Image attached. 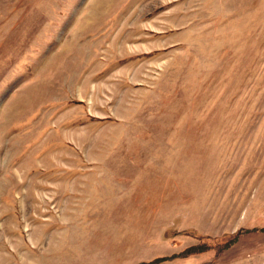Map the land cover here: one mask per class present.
I'll return each mask as SVG.
<instances>
[{"label":"rangeland","instance_id":"374dc122","mask_svg":"<svg viewBox=\"0 0 264 264\" xmlns=\"http://www.w3.org/2000/svg\"><path fill=\"white\" fill-rule=\"evenodd\" d=\"M0 264H264V0H0Z\"/></svg>","mask_w":264,"mask_h":264}]
</instances>
